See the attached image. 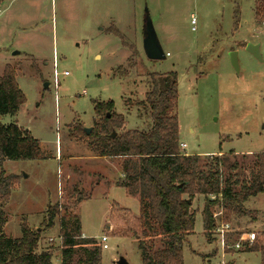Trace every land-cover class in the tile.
Wrapping results in <instances>:
<instances>
[{"label": "rangeland", "instance_id": "rangeland-1", "mask_svg": "<svg viewBox=\"0 0 264 264\" xmlns=\"http://www.w3.org/2000/svg\"><path fill=\"white\" fill-rule=\"evenodd\" d=\"M145 10L165 52L161 60L143 52ZM261 21L254 0H0V75L9 62L25 96L14 115L0 114V125L15 122L28 130L44 155L43 160L0 162L4 174L19 176L3 207L4 233L20 237L23 221L41 229L38 249L51 248L52 264L61 263L63 233L75 242L72 264L84 262V248L91 247L84 245L87 238L97 241L101 264H117L120 257L141 264L136 237L148 248L161 247L163 239L150 224L143 234L136 220L138 201L115 185L122 175L119 158L96 156L79 133L80 128L92 131L101 120L93 102L108 100L126 121L116 134L146 130L150 73L177 74L183 152L203 157L222 152L228 159L224 170L236 160L240 178H248L252 153L264 150ZM247 42L259 44L262 61L245 49ZM233 50L239 71L230 63ZM78 194L83 200L71 207ZM55 203L59 214L48 226L46 209ZM203 203L202 195L192 201L195 227L183 244L184 264L216 262L220 255L218 242L203 233ZM212 209L215 220H221L220 208ZM243 209L255 217H231V246L248 232H264V192L251 196ZM68 215L80 224L79 235L74 219L61 228L60 219ZM102 235L107 236L105 249ZM246 249H228L225 262L260 264V253Z\"/></svg>", "mask_w": 264, "mask_h": 264}, {"label": "trees", "instance_id": "trees-1", "mask_svg": "<svg viewBox=\"0 0 264 264\" xmlns=\"http://www.w3.org/2000/svg\"><path fill=\"white\" fill-rule=\"evenodd\" d=\"M256 19H264V0H254ZM121 37L115 29L109 30ZM0 75V114L14 115L25 96L16 81V72L10 63L3 66ZM151 89L145 93L149 108L150 124L146 130L130 128L120 133L112 131L122 129L126 121L122 114L114 111L112 100L94 101L95 113L101 120L90 134L79 129L80 136L89 139V145L102 157H118L122 176L115 185L125 189L129 197L138 201L137 222L143 227L154 228L163 239L161 247L148 248L141 239V264H184L182 248L189 235L194 233L195 211L191 210L192 201L202 195L204 205L201 210L203 233L213 238L217 221L213 207L221 209V221L230 222L231 217L248 213L254 218V211L246 212L243 204L251 196L264 192V150L252 153L254 161L248 178H240V166L233 160L224 170L228 161L225 154L203 157L188 154L179 149V123L176 114L178 85L177 74L173 71L161 74L150 73ZM235 151H230L232 155ZM43 160L44 155L39 141L15 122L0 125V162L4 160ZM227 173V175H226ZM19 176L6 175L0 171V264H52L50 247L39 250L41 229L21 223L20 237L7 236L3 229L6 222L4 205L9 201L13 185ZM214 197V198H213ZM83 200L80 194L70 205L72 207ZM190 200V202H188ZM59 204L48 205L46 225L59 214ZM67 216V215H66ZM75 220L77 232L80 224L76 217L68 215L60 219L61 228L65 220ZM254 241L248 251L260 253V264H264V232L254 233ZM229 237V236H228ZM72 236H60V264H72L71 257L75 242ZM230 239V237H229ZM84 245L85 259L82 264H101L100 247L97 241L87 238ZM201 264H205L204 262Z\"/></svg>", "mask_w": 264, "mask_h": 264}, {"label": "water", "instance_id": "water-1", "mask_svg": "<svg viewBox=\"0 0 264 264\" xmlns=\"http://www.w3.org/2000/svg\"><path fill=\"white\" fill-rule=\"evenodd\" d=\"M145 19L143 23V42L142 48L143 52L145 51L146 56L152 60H161L165 57V52L160 47L159 43L157 42V34H155V30L153 28V24L150 18L147 16V10L144 12ZM245 49H247L257 60L262 61L260 55V48L259 44H254L252 42H247L245 45ZM13 54L18 53L17 51H13ZM230 63L235 68L236 71H239V66L237 64V51L233 50L230 52ZM48 84L44 83L46 87ZM86 134H89L91 128H84ZM115 131H112L111 137L114 136ZM190 202V200H188ZM117 264H129L124 257H120L117 261ZM231 264V263H230Z\"/></svg>", "mask_w": 264, "mask_h": 264}, {"label": "built area", "instance_id": "built-area-1", "mask_svg": "<svg viewBox=\"0 0 264 264\" xmlns=\"http://www.w3.org/2000/svg\"><path fill=\"white\" fill-rule=\"evenodd\" d=\"M191 23L193 24L194 23V19L191 20ZM259 33L262 37V39L264 38V19L261 21V29L259 30ZM65 74H67V72H65ZM56 82V79L54 80V84ZM185 147V144L180 142L179 143V149L183 150ZM214 198V197H213ZM220 213H221V209H220ZM231 229H230V224L227 223V222H223L221 220L217 221L216 225H215V228L213 230V234H212V237H213V240H216V242H218V249H217V253L218 251L220 252L218 255V260L215 262V261H210L208 260L206 264H227L225 262V259H224V256L226 255L225 252L228 250V249H239L241 247L246 246H250L251 243L254 241V232L251 231V232H248L244 235L245 238H241V240L235 242V244L233 246L229 245V233H230ZM107 236L106 235H102L99 239L100 241V244H101V247L102 248H107L108 245H107Z\"/></svg>", "mask_w": 264, "mask_h": 264}, {"label": "crops", "instance_id": "crops-1", "mask_svg": "<svg viewBox=\"0 0 264 264\" xmlns=\"http://www.w3.org/2000/svg\"><path fill=\"white\" fill-rule=\"evenodd\" d=\"M7 63H9V62H7ZM7 63H6V64H7ZM221 153H222V152H221ZM96 156H97V155H96ZM98 156H99V155H98ZM101 157H102V156H101ZM103 158H105V157H103ZM121 176H122V175H121ZM107 227H108V225H107Z\"/></svg>", "mask_w": 264, "mask_h": 264}]
</instances>
